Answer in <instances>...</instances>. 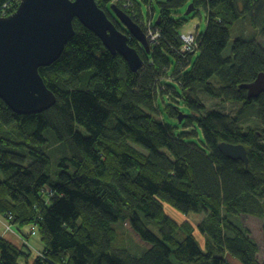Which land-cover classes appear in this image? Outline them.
I'll return each instance as SVG.
<instances>
[{"label":"trees","instance_id":"obj_1","mask_svg":"<svg viewBox=\"0 0 264 264\" xmlns=\"http://www.w3.org/2000/svg\"><path fill=\"white\" fill-rule=\"evenodd\" d=\"M96 1L144 65L133 72L75 19L61 57L39 69L56 103L19 114L0 98V213L16 230L0 233V264H260L259 246L230 216L264 217V93L249 98L241 87L264 73V0ZM17 2L0 0V16ZM110 3L145 34L143 5L154 15L158 4L149 53ZM191 3L188 15L204 11L206 29L192 32L195 48L184 52L191 29L181 31L189 20L180 12L188 17ZM201 94L244 110L209 109ZM221 142L242 144L249 164L228 158ZM171 209L208 216L195 231ZM126 221L146 244L141 250L114 247V224ZM20 237L41 244L45 257Z\"/></svg>","mask_w":264,"mask_h":264},{"label":"water","instance_id":"obj_2","mask_svg":"<svg viewBox=\"0 0 264 264\" xmlns=\"http://www.w3.org/2000/svg\"><path fill=\"white\" fill-rule=\"evenodd\" d=\"M120 24L149 53L150 44L143 28L118 4L110 6ZM194 10L193 3L186 14ZM94 32L112 54L120 55L133 72L144 60L129 45V36L119 30L96 0H22L17 10L0 16V98L16 113H40L52 107L57 97L46 85L40 67L57 61L74 37V20ZM249 98L264 93V73L250 83L241 84ZM185 115H180L183 120ZM220 149L233 160L249 164L242 144L221 142Z\"/></svg>","mask_w":264,"mask_h":264},{"label":"rangeland","instance_id":"obj_3","mask_svg":"<svg viewBox=\"0 0 264 264\" xmlns=\"http://www.w3.org/2000/svg\"><path fill=\"white\" fill-rule=\"evenodd\" d=\"M17 1L18 2L16 3V6H15L16 10H17L19 4L22 2V0H17ZM110 6H111V3L109 4V8H110ZM124 6L127 9V7H129V6H132L135 8L136 5L134 2H131L129 4L127 2V4H125ZM110 10H111V8H110ZM159 11H160V9H159V6L157 3H154V15L152 13L153 10L150 6H147L145 4L143 5V12H144V16H145L143 19V22H144V24H146V27L148 29L147 38H148L149 44L152 42H155V40L159 38V35L156 34L152 29V24L156 22L158 15H159ZM180 13H182L181 16L183 15L184 17H186L189 20L184 26L181 27V31H186V30L191 29L190 32H194L198 29L199 34L203 33L205 31V29H206V15H205L204 11H202L200 15H192L191 14V15H188V17L185 16V9H182V11ZM239 25L240 24H236L235 27H233L234 32H233V29L231 31L232 39H231L230 44L226 50V54L230 53L231 45H232V42L234 40L235 35L237 34ZM186 35H188V34H186ZM188 46H189V44H188ZM198 55H199V53H196L193 56V62H195V60L198 58ZM175 65H176V60H175V58L171 57V67H172L171 71H173V69L175 68ZM177 87L180 90L179 85ZM201 98L207 104L209 109H218L220 111H223L225 113H230V114L241 113L244 110L242 108V105H240L239 103L227 102V101H224L220 98L211 97V96L206 95V94H201ZM165 120L169 121V122L173 121L171 118L167 117L166 115H165ZM241 122H242V120H241ZM169 213H171V215L173 217H175L176 219L180 220V222H184V223L187 222V223L193 224V226L195 227V231H198V228H197L198 223H201L208 216V212H206V211H203L202 213H190L188 215H180L176 211L171 209V210H169ZM223 216H226V215L223 214ZM230 219L234 223H236L238 226H241L242 228L248 230L249 237L252 240H254L257 243V245L259 246V252L257 254L258 261L260 262V264H264V232H263L264 217L259 218L257 216L239 214V215H231ZM5 223L10 224L11 229L8 230L6 228ZM12 223H13V219L9 218V214L5 215V214L0 213V224L3 227L2 233L4 235L12 234V235L16 236V230L12 227ZM114 227L116 228V230L118 232L117 241L114 242L115 248L117 247L119 250H121L123 247V248H126V250L130 253V251L133 248L132 245H135L137 247V248H133L135 250H141L144 246H146V244L134 232V230L131 227V224L128 221H126L124 223H120V222L115 223ZM29 229H30L32 236H33L32 239H35V237L37 238L38 236L36 233L37 232L36 227L32 226ZM19 239L23 243L28 245L30 247L31 251H33L35 255H38L39 257H45L42 245L39 244L37 241H33L32 239H27L24 237H20ZM206 240H207V237L205 235L202 236V234H201L200 242L204 245ZM232 263L233 264H241L238 261H236V262L232 261Z\"/></svg>","mask_w":264,"mask_h":264},{"label":"built area","instance_id":"obj_4","mask_svg":"<svg viewBox=\"0 0 264 264\" xmlns=\"http://www.w3.org/2000/svg\"><path fill=\"white\" fill-rule=\"evenodd\" d=\"M188 35L184 34L183 35V39L185 41L183 47H182V51H190V50H193L195 48V44H196V41H195V35L192 33V32H189L187 33ZM188 38V39H187ZM157 41V39L155 40ZM189 44V46H188ZM6 228L9 230L11 229V225L10 224H6Z\"/></svg>","mask_w":264,"mask_h":264},{"label":"crops","instance_id":"obj_5","mask_svg":"<svg viewBox=\"0 0 264 264\" xmlns=\"http://www.w3.org/2000/svg\"><path fill=\"white\" fill-rule=\"evenodd\" d=\"M2 232H3V227L1 226V224H0V233L2 234ZM10 236V235H9Z\"/></svg>","mask_w":264,"mask_h":264},{"label":"clouds","instance_id":"obj_6","mask_svg":"<svg viewBox=\"0 0 264 264\" xmlns=\"http://www.w3.org/2000/svg\"><path fill=\"white\" fill-rule=\"evenodd\" d=\"M129 34H131V33H129ZM132 35V34H131ZM147 35V34H146ZM133 36V35H132Z\"/></svg>","mask_w":264,"mask_h":264},{"label":"flooded vegetation","instance_id":"obj_7","mask_svg":"<svg viewBox=\"0 0 264 264\" xmlns=\"http://www.w3.org/2000/svg\"><path fill=\"white\" fill-rule=\"evenodd\" d=\"M125 28V27H124Z\"/></svg>","mask_w":264,"mask_h":264}]
</instances>
